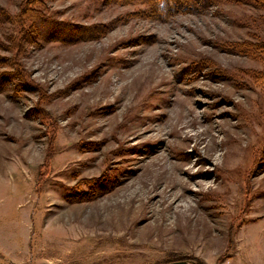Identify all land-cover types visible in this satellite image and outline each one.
I'll use <instances>...</instances> for the list:
<instances>
[{
  "label": "rangeland",
  "instance_id": "1",
  "mask_svg": "<svg viewBox=\"0 0 264 264\" xmlns=\"http://www.w3.org/2000/svg\"><path fill=\"white\" fill-rule=\"evenodd\" d=\"M24 1L0 0V264H264V8L37 0L22 40Z\"/></svg>",
  "mask_w": 264,
  "mask_h": 264
},
{
  "label": "trees",
  "instance_id": "2",
  "mask_svg": "<svg viewBox=\"0 0 264 264\" xmlns=\"http://www.w3.org/2000/svg\"><path fill=\"white\" fill-rule=\"evenodd\" d=\"M37 0H25L24 1V5H23V10L21 11V14L19 15V19L18 22L20 24V26L22 27V40H26L27 36H28V32L30 31L27 28H25L24 22L25 21H32L34 22L36 25H34V29L36 27V29L39 26H42L44 24V21H42V15L40 14V12L35 11V10H31V6L33 4H36ZM115 1H120V2H127V3H132V4H136V3H145V4H149V5H155L156 9L160 6V10L161 13H159V15L164 14L167 16V13L174 10L175 8L172 7H166V3L171 2L173 3V5H176V7L182 5V4H187V3H194V5H198L199 7H206L208 6L209 3H211L213 0H115ZM180 1V2H179ZM240 2H250L251 4H254L256 7L258 8H264V0H239ZM4 13V11L0 10V13ZM48 23V22H47ZM51 23V22H49ZM53 24V23H52ZM37 31V30H36ZM58 39L62 40V41H70L67 40L66 35L65 36H59ZM21 75H24L23 72H21ZM200 264V263H197Z\"/></svg>",
  "mask_w": 264,
  "mask_h": 264
},
{
  "label": "water",
  "instance_id": "3",
  "mask_svg": "<svg viewBox=\"0 0 264 264\" xmlns=\"http://www.w3.org/2000/svg\"><path fill=\"white\" fill-rule=\"evenodd\" d=\"M167 264H195V263L190 262V261H176V262H171Z\"/></svg>",
  "mask_w": 264,
  "mask_h": 264
}]
</instances>
